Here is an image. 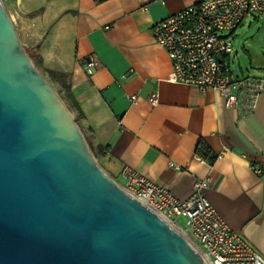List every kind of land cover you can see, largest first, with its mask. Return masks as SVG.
<instances>
[{
  "label": "crops",
  "instance_id": "0c3cea01",
  "mask_svg": "<svg viewBox=\"0 0 264 264\" xmlns=\"http://www.w3.org/2000/svg\"><path fill=\"white\" fill-rule=\"evenodd\" d=\"M198 1L16 0L15 7L24 14L20 41L39 46L44 68L68 75L67 107L106 173L123 183L127 165L178 198L207 180V200L264 258V92L242 115L212 89L169 81L171 63L151 32L155 22ZM246 23L254 32L242 51L251 75L262 77L264 17L238 27ZM91 58L98 65L89 75L84 62ZM200 145L212 162L199 156Z\"/></svg>",
  "mask_w": 264,
  "mask_h": 264
},
{
  "label": "water",
  "instance_id": "95a60500",
  "mask_svg": "<svg viewBox=\"0 0 264 264\" xmlns=\"http://www.w3.org/2000/svg\"><path fill=\"white\" fill-rule=\"evenodd\" d=\"M0 264H207L98 163L2 0Z\"/></svg>",
  "mask_w": 264,
  "mask_h": 264
},
{
  "label": "built area",
  "instance_id": "2783aa9c",
  "mask_svg": "<svg viewBox=\"0 0 264 264\" xmlns=\"http://www.w3.org/2000/svg\"><path fill=\"white\" fill-rule=\"evenodd\" d=\"M250 16L264 17V0H200L155 22L151 32L171 63L169 81L201 91L212 89L223 96L226 107H236L242 115L252 113L264 92V76L233 74L229 60L234 30ZM84 65L91 75L98 64L91 58ZM138 97L129 95L130 104ZM149 100L157 103L158 94L152 93ZM252 168L261 173L260 168ZM121 175L120 187L183 232L207 264H264L254 246L231 230L207 200V180H196L192 192L178 198L127 165ZM178 217L184 218L185 227Z\"/></svg>",
  "mask_w": 264,
  "mask_h": 264
},
{
  "label": "rangeland",
  "instance_id": "374dc122",
  "mask_svg": "<svg viewBox=\"0 0 264 264\" xmlns=\"http://www.w3.org/2000/svg\"><path fill=\"white\" fill-rule=\"evenodd\" d=\"M15 1L16 0H2V3H3V7L6 10L12 24L14 25L16 35L20 40V39H22L20 35H21V28L23 25V24H21L22 22L20 21V19L22 17H24V14L22 12H20V10L16 9ZM253 32H254L253 28H249L247 23H246V25L237 27L234 31V37H233L234 50H233V53L229 56L230 66H231V69L233 70V74H236V75H241V73H243V74H254V72H252L249 68L250 62L248 60V57H246V55L242 51V45L246 43V41L248 40V36ZM21 44H22V46L26 52L31 53L29 51L30 48L23 42V40L21 41ZM236 51H238L237 54H235ZM36 67L40 70V72L43 74V76L47 80L48 77H47V74L44 72L43 67L38 66V65ZM48 82H50V80H48ZM50 83H51L52 87L55 89V91L60 95L63 102H65L66 106H68L67 105L68 97H67V94L65 93V91H63L60 88V86L58 85L57 82L51 81ZM86 141H87L89 149L92 151L93 155H95L98 163L100 164V159L96 153V150H94L92 148L88 138H86ZM177 221L182 227H185V221H184L183 217H181V218L178 217Z\"/></svg>",
  "mask_w": 264,
  "mask_h": 264
},
{
  "label": "trees",
  "instance_id": "16d2710c",
  "mask_svg": "<svg viewBox=\"0 0 264 264\" xmlns=\"http://www.w3.org/2000/svg\"><path fill=\"white\" fill-rule=\"evenodd\" d=\"M33 14H30V16H32ZM38 48H39V46H35L33 49H29V51L31 53L28 52V54H29L34 66L38 65V66L43 67L42 64H41V57L37 53ZM43 70L47 74V77H48L47 80H50V82L51 81L52 82H57L58 85L60 86V88L63 91H65L67 94H69V92H70V84H69V80L67 79L68 75L66 73H58V72L50 70V69L48 70V69H46L44 67H43ZM74 121H75V119H74ZM199 156H201L202 159L205 160V161H210V162L213 161V157L210 155L209 151H207L205 149V147L202 146V145H200V148H199Z\"/></svg>",
  "mask_w": 264,
  "mask_h": 264
},
{
  "label": "bare ground",
  "instance_id": "6f19581e",
  "mask_svg": "<svg viewBox=\"0 0 264 264\" xmlns=\"http://www.w3.org/2000/svg\"><path fill=\"white\" fill-rule=\"evenodd\" d=\"M176 229V228H175ZM178 232H180L181 233V235H183L184 236V234H183V232H181L180 230H178V229H176Z\"/></svg>",
  "mask_w": 264,
  "mask_h": 264
}]
</instances>
